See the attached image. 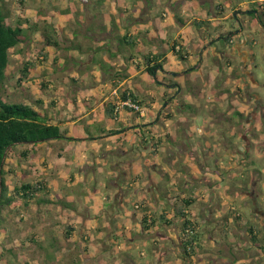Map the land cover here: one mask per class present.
I'll return each instance as SVG.
<instances>
[{
	"label": "rangeland",
	"instance_id": "1",
	"mask_svg": "<svg viewBox=\"0 0 264 264\" xmlns=\"http://www.w3.org/2000/svg\"><path fill=\"white\" fill-rule=\"evenodd\" d=\"M252 1L1 0L23 41L10 50L0 97L32 105L65 137L7 151L5 196L12 197L0 206V264H178L183 250L156 232L180 235L184 218L196 232L187 246L195 256L184 264H264V27L257 12L241 13L264 0ZM221 33L232 40L216 39ZM124 35L133 42H123ZM174 42L185 61L172 51ZM148 52L162 54L167 72L157 71L159 83L144 71ZM26 60L36 70L18 84ZM125 88L137 93L141 107L169 103L172 117L161 123H169L164 132L171 137L162 136L166 149L155 157L141 150L144 142L138 147L143 130L112 136L104 127L124 122L107 118L101 105L93 108L100 98L96 105L116 103ZM112 180L123 192L117 203ZM150 180L159 189L148 193ZM21 183L41 185L24 199L14 193ZM175 190L194 199L184 217H154V229L139 233L133 215L151 209L150 195L170 212ZM52 220L60 230L75 223L76 238L46 231ZM80 228L90 242L77 238Z\"/></svg>",
	"mask_w": 264,
	"mask_h": 264
},
{
	"label": "trees",
	"instance_id": "2",
	"mask_svg": "<svg viewBox=\"0 0 264 264\" xmlns=\"http://www.w3.org/2000/svg\"><path fill=\"white\" fill-rule=\"evenodd\" d=\"M258 6H261L260 10H256L258 14V18L261 21V25L264 27V4L261 2L256 3ZM214 8L217 9L218 12L222 13V5L220 3H215ZM259 6V7H260ZM252 12V11H251ZM7 11L4 10L0 0V85L3 83L6 78V70L8 67V59L11 48L18 45L23 41V29L20 24L11 25L7 22ZM204 22H197V26L201 27ZM221 36H218L217 39H221L225 37L226 40L229 37H226L222 33ZM128 36V35H127ZM45 42L47 44H54L57 46L55 41L48 35L45 37ZM126 36L124 35L123 42L130 43L133 41H126ZM178 46V48H176ZM172 51L175 53L177 58L181 61H185L186 57L180 51V45L173 43L171 46ZM161 53L153 54L152 52H148L142 55L143 62L145 64L144 71L153 78V80L159 83V79L157 76V71L162 70V61H160ZM34 63L30 60H26L23 62L22 68H20L21 75L17 78L16 82L21 84L22 80L27 78L28 74L32 70H36L34 67ZM44 83L41 82V85ZM130 98L133 102L137 101V94H135L132 89H122L120 91V100H125ZM115 103L108 102L105 106V114L109 118H113L115 111ZM126 110H130L128 107H125ZM46 115L40 114V112L35 109L32 105L26 103H16V102H6L2 100L0 97V206L8 203L11 200L12 196L6 197L7 187L4 179L5 175V160L2 162L4 152L9 150V148L15 144L19 143H37L40 141H47L52 138H60L65 137V133L61 132L58 125L49 124L46 122ZM158 142L151 143L152 151L156 149ZM5 153V158L8 156ZM25 155V152H22ZM40 183L31 185L30 183H21L17 188H15L14 193L16 196L24 199H29L35 192L40 188ZM189 198V199H188ZM191 197L181 198L179 203L173 204V210L175 215L184 217L185 209L190 204ZM238 219V218H237ZM151 225L149 222L146 223L145 219L143 221L144 228H148ZM194 226L190 220L183 219L182 227L179 235V239L181 241L182 247L184 251L187 252V246L189 244L194 243L196 239V232L194 230ZM192 231V232H190ZM247 231L252 234L249 239L254 241L257 239V236L254 234L256 230L252 226L247 228ZM189 234H191L190 237ZM254 244V242H253ZM260 248V246H258Z\"/></svg>",
	"mask_w": 264,
	"mask_h": 264
},
{
	"label": "crops",
	"instance_id": "3",
	"mask_svg": "<svg viewBox=\"0 0 264 264\" xmlns=\"http://www.w3.org/2000/svg\"><path fill=\"white\" fill-rule=\"evenodd\" d=\"M252 2H255V1L253 0ZM239 4L246 5V2H240ZM257 8L259 9V7H256L253 4L251 6H245V8H243V9L244 10H249V9L257 10ZM248 13L252 14L254 12L248 11ZM221 18H225V16L224 17H221ZM232 28L235 29L234 27H232ZM241 31H242V28H241ZM226 37H229L228 41H231L232 38H233L229 34ZM223 39H225V37H223ZM211 40L213 41L215 39H211ZM239 48H240V45L237 44L236 47L234 46L231 49H232L233 52H235ZM239 52H242V51H239ZM250 56H251V54H250ZM229 64H231V63H229ZM242 72H245L244 67L242 69ZM125 89H127V88H125ZM135 94H137V93L135 92ZM99 100H97V102H99ZM115 101L116 100H114V102ZM119 101H121V100H119ZM119 101H117L115 103L116 106L119 103ZM104 102H105V100L103 99V101H101V104L96 105V103H95V105L93 107L95 109V111L97 110L98 106H100V105L105 109V106L108 103V101H106L105 104H104ZM111 103H113V101H111ZM136 103L139 105V103H140L139 98H137ZM168 105H169V103L167 101L165 102V100L162 101V102H160V103H151V104L149 103L146 106H143L142 105V107L139 105L142 108V111L140 113L139 112H136L137 113L136 115H135V111H133L131 109L130 110H125L126 108L119 109L121 111L118 114V116L116 115L117 114V112H116L115 115H114V117L113 118H110V119H115L116 118V121L117 120L119 122L123 121L124 122V127H120L121 124L120 125L119 124H114L113 125V123H112V125H111V123H110V125L112 127L108 124V126L107 127H104V129L106 130L108 128L109 131L108 130L107 131L110 132L108 134H110L112 136H116L118 134L117 132H119V131H124V130H127V128H130V127H133V126H137V128H140V130H143L144 131V137L141 138V136H139L137 138V140L139 138H141V141L138 143V147H140V144L144 142V144L142 145L143 147H140L141 150L146 151V152H149L150 151V153L153 155V157H155V156H157V154L159 152H161V149H166V147L165 148L162 147L164 143L161 146L159 145V142L161 141L162 136H165L166 138H170L171 137L170 135H168L170 133L164 132V125H167L168 126L169 123L167 121H164L165 122L164 124L161 123V120H163L164 115L168 114V115L165 116L166 118L167 117L168 118H171L172 117V115H171L172 113H170V111L167 110V106ZM164 110L168 111L169 113L168 112H165ZM104 112H105V110H104ZM261 112L264 113V109H262ZM120 117L122 119H120ZM107 118H108V116H107ZM111 121L113 122V120H111ZM123 122H122V124H123ZM148 134L151 135V137H155L156 138L157 141L152 140L153 142H158L159 147L156 150H154V151L148 149V144H149V147L151 146V144L148 143V141H149L148 140V138H149L148 137ZM149 139H151V138H149ZM165 142H166V140H165ZM119 152H122V150H120ZM180 152H182V151H180ZM169 154H170V156H174L172 154V152H169ZM167 157H166V160H168ZM168 165H171L172 167H174V165L177 166L178 164H176V161L175 162H172L171 160H169ZM152 166L154 168L155 165H152ZM155 169H157L158 172H160V171L162 172V170H161V168H160L159 165H157L155 167ZM124 174L125 173L122 172V171H120V173H119L120 176H122ZM133 176L136 177V175H133ZM135 179H137V177ZM135 182L136 181H133V184H135ZM112 183L115 186V188H117V191L115 193V196L113 197L115 203H117V201H121L122 200V198H123V192H122V188H121V186L119 184V180H112ZM155 187L158 188V185L153 180L148 181V183L144 186L145 190L148 193L152 192ZM144 188H142L143 191H144ZM139 190L140 189L137 188L135 190V192L138 193ZM176 192H177V190H175V192L173 193V196H171L169 198V200H168V202H169V204L171 206V211L170 212H168L165 209H163L165 207L162 205V203L160 201H158L157 199H155L153 195L152 196L150 195V201L153 202V205L151 206V209H148L146 211H143L142 214L139 215V216L133 215V217H132L133 223H138L140 225V231H139V233H143L144 234L146 231H151V229H154V223H153L154 222V220H153L154 217H155L156 220H160V222H168V218H167L168 215H171V217H174L175 216V213H174V210H173V207H172L173 204L174 203H176V204L179 203L181 198L191 197L190 195L181 194V192H177V193ZM190 199H191V201H190V204L188 205V207L191 206V204H193V201H194L193 197H191ZM144 204H146V203H142V202L140 204L135 203V206L134 207L135 208H139L140 206H143L144 207ZM188 207H186V209H185V214H186V210L188 209ZM150 214L152 215V217H149ZM197 216L202 217L204 215L202 213H201V215H199V213H197V210H196L195 211V217H197ZM144 219H145L146 223L149 222L151 224L150 226L148 225L149 226L148 228H144V226H143ZM66 220H68V218ZM48 224L49 225L46 226L47 227L46 231L51 232V234L57 233L56 234L57 235L56 237H60V234H61L63 237L67 238V240H69V238H76L75 234L77 233L78 227H76V224L75 223L64 222V224L62 226L63 227L62 230H60L59 227H57L56 225H54L55 224V221L54 220H52V222L51 223H48ZM156 233H158L159 235L160 234H163V235H165V237H169L174 245H177L178 247L181 248V250H183L182 251L183 253H181L178 256L179 259H180V260H178V264H184V263H186L185 261H187V260H189V262H190L191 259H192V256H195L193 254H189L188 250H187V252L184 251V248L182 247L181 241L179 239V235H176L175 236V235H173V234L170 233V235L168 236L165 232L163 233L160 230H158ZM77 238L80 239V242H82L84 240L85 241H88L89 240V235H87V231H84L83 229L80 228V230H79V237H77ZM88 242H90V241H88ZM86 244H87V242H86ZM193 244H195V241H194ZM83 249L86 250L85 245L83 246ZM236 263L237 262H235L234 264H236Z\"/></svg>",
	"mask_w": 264,
	"mask_h": 264
},
{
	"label": "built area",
	"instance_id": "4",
	"mask_svg": "<svg viewBox=\"0 0 264 264\" xmlns=\"http://www.w3.org/2000/svg\"><path fill=\"white\" fill-rule=\"evenodd\" d=\"M128 107L129 109L138 112L139 110V105L136 102H133L130 98H127L125 100L119 101L117 106L115 107V111L117 112L121 108Z\"/></svg>",
	"mask_w": 264,
	"mask_h": 264
},
{
	"label": "flooded vegetation",
	"instance_id": "5",
	"mask_svg": "<svg viewBox=\"0 0 264 264\" xmlns=\"http://www.w3.org/2000/svg\"><path fill=\"white\" fill-rule=\"evenodd\" d=\"M257 10H259L258 8H257ZM235 11V10H234ZM248 11H252V12H256V10H254V9H249V10H244V11H242L241 13H248ZM232 14V13H231ZM234 14H237V10H236V12L234 13ZM230 18H231V20L233 19V17H232V15L230 16ZM235 20H237L238 22H239V20L237 19V17H236V15H235ZM235 20L233 19L232 21H233V23H235ZM239 24H241L240 22H239ZM162 71V70H161ZM163 71L164 72H167L166 70H164V68H163ZM170 73V72H169Z\"/></svg>",
	"mask_w": 264,
	"mask_h": 264
},
{
	"label": "water",
	"instance_id": "6",
	"mask_svg": "<svg viewBox=\"0 0 264 264\" xmlns=\"http://www.w3.org/2000/svg\"><path fill=\"white\" fill-rule=\"evenodd\" d=\"M5 153H6V151H5L4 154H3L2 162H3L4 159H5ZM0 187H1V183H0Z\"/></svg>",
	"mask_w": 264,
	"mask_h": 264
}]
</instances>
